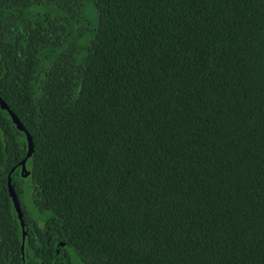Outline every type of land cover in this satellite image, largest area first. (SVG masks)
I'll return each mask as SVG.
<instances>
[{
  "label": "trees",
  "instance_id": "16d2710c",
  "mask_svg": "<svg viewBox=\"0 0 264 264\" xmlns=\"http://www.w3.org/2000/svg\"><path fill=\"white\" fill-rule=\"evenodd\" d=\"M0 98V264H264V0H0Z\"/></svg>",
  "mask_w": 264,
  "mask_h": 264
},
{
  "label": "water",
  "instance_id": "95a60500",
  "mask_svg": "<svg viewBox=\"0 0 264 264\" xmlns=\"http://www.w3.org/2000/svg\"><path fill=\"white\" fill-rule=\"evenodd\" d=\"M0 109L7 111L9 117L11 118L12 122L15 124L16 128L25 134L28 151L32 152V139H31L30 135L25 130L24 126L20 123L18 118L14 115V113L8 108V106L4 103V101L1 100V98H0ZM18 166L20 168L21 177H27L32 170L31 166L27 164L26 158L22 159L18 163ZM13 170H14V168L10 170V173L7 176V189H8V194L12 200L15 212L17 214V218H18L19 223H20L21 234H22L21 249H23V239L25 236L24 225H23V214H22L21 207H20V204L18 202L16 193H15V190H14L12 183H11V173L13 172ZM60 245H63V244L60 243ZM22 257H23V255H22Z\"/></svg>",
  "mask_w": 264,
  "mask_h": 264
},
{
  "label": "rangeland",
  "instance_id": "374dc122",
  "mask_svg": "<svg viewBox=\"0 0 264 264\" xmlns=\"http://www.w3.org/2000/svg\"><path fill=\"white\" fill-rule=\"evenodd\" d=\"M26 190V189H25ZM26 197L24 198V204L26 206V208L29 210V211H32V213H36L35 209L33 208L32 204L30 203L29 201V198L27 196V194H25Z\"/></svg>",
  "mask_w": 264,
  "mask_h": 264
}]
</instances>
